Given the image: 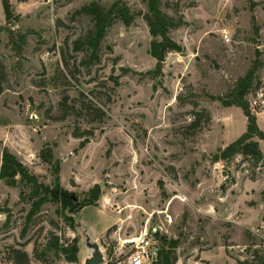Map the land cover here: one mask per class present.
Listing matches in <instances>:
<instances>
[{"label": "rangeland", "instance_id": "obj_1", "mask_svg": "<svg viewBox=\"0 0 264 264\" xmlns=\"http://www.w3.org/2000/svg\"><path fill=\"white\" fill-rule=\"evenodd\" d=\"M92 1L9 0L7 21L0 0V170L6 147L46 185L59 165L74 201L100 190L68 213L74 224L54 202L27 221L32 186L20 175L15 186L0 179V264H84V219L96 215L104 264H127L126 240L146 225L170 264H238L264 246V159L215 158L248 123L241 107L217 97L260 59L247 99L264 130V0H160L181 22L170 36L182 51L164 60L150 53L145 0H126L133 23L115 20L90 62L76 41L94 21L77 10ZM254 139L264 155V139ZM46 148L52 164L41 157ZM54 237L60 248L48 249ZM75 238L71 262L61 247ZM15 250L28 259L18 262Z\"/></svg>", "mask_w": 264, "mask_h": 264}, {"label": "trees", "instance_id": "obj_2", "mask_svg": "<svg viewBox=\"0 0 264 264\" xmlns=\"http://www.w3.org/2000/svg\"><path fill=\"white\" fill-rule=\"evenodd\" d=\"M147 4V12L143 14L146 20L149 31L153 36L150 45V53L157 59L164 60L166 54L170 51H182V46L176 42L171 36L170 31L175 27L181 25L180 21H176L168 13L161 9L160 0H145ZM4 13L7 21L13 16L12 6L9 0H2ZM77 13L88 15L94 21V27L89 33L88 37L84 40H77V49H82L84 46L90 49L89 61L99 60V49L102 39L105 37L108 28L114 23L115 20H121L125 25H131L137 13L133 12L126 2V0H115L108 8L105 7L100 1L94 0L85 4L82 8L77 10ZM141 12H139L140 14ZM142 14V13H141ZM262 66V61L256 59L251 69L245 76L238 79L236 86L230 90L226 96H218L217 98L222 101L225 106L236 105L241 107L247 117V129L236 140L228 144L226 147L219 149L215 155L217 160H226L236 154H243L251 157L255 163H259L264 159L263 152L259 146L258 140L264 139V130H262L257 121V115L252 110L247 95L253 87L254 80L257 77V71ZM2 87L0 85V93ZM88 140H84L87 142ZM41 157L44 161L52 164L51 149L46 148L42 150ZM2 166L0 170V179H5L9 185H17L16 177L20 175L21 180L29 183L32 186L31 197L33 199L32 207L27 215V221L32 218L41 210V207L47 202L60 203L61 213L65 220L70 224H74V218L68 213H77L84 205L93 204L98 200L100 190L98 187L94 190L93 195L85 202L74 201L71 192L64 188L60 182L59 165H55L54 169V184L46 185L38 180V177L31 174L28 168L6 147L3 149ZM79 239L75 238L73 244L62 246L61 250L66 254L67 260L71 262L78 261L79 252ZM48 249L60 248L58 238L54 237L50 244L47 245ZM18 262L26 261L28 255L21 250H15ZM247 253L250 255L244 259H238V264H264V246L248 248ZM168 252L162 250L157 255V260L154 264H170Z\"/></svg>", "mask_w": 264, "mask_h": 264}, {"label": "built area", "instance_id": "obj_3", "mask_svg": "<svg viewBox=\"0 0 264 264\" xmlns=\"http://www.w3.org/2000/svg\"><path fill=\"white\" fill-rule=\"evenodd\" d=\"M225 38L230 40L228 34H225ZM126 243H132V249L127 255V264H145L157 259L158 252L153 246L147 225L138 236L126 240Z\"/></svg>", "mask_w": 264, "mask_h": 264}, {"label": "water", "instance_id": "obj_4", "mask_svg": "<svg viewBox=\"0 0 264 264\" xmlns=\"http://www.w3.org/2000/svg\"><path fill=\"white\" fill-rule=\"evenodd\" d=\"M158 68H161V62L157 64ZM81 223L84 222L81 220ZM85 240L82 242L88 248L89 252L84 258V264H102L105 262V252L100 243L93 237V235L87 230L86 225L83 224Z\"/></svg>", "mask_w": 264, "mask_h": 264}, {"label": "crops", "instance_id": "obj_5", "mask_svg": "<svg viewBox=\"0 0 264 264\" xmlns=\"http://www.w3.org/2000/svg\"><path fill=\"white\" fill-rule=\"evenodd\" d=\"M96 214H98V212ZM99 220H100V218L97 215L95 218L88 216V217H86V219H84V222L88 225V227L91 230V234H94L93 237L95 239H99V235L103 234V231H104L101 228L99 229V227L97 225ZM104 263H102V264H104Z\"/></svg>", "mask_w": 264, "mask_h": 264}]
</instances>
